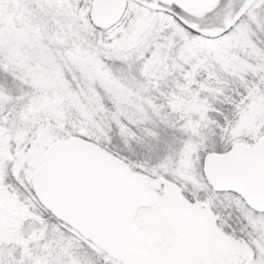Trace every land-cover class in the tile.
Wrapping results in <instances>:
<instances>
[{
  "label": "snow or ice",
  "instance_id": "6c2138e0",
  "mask_svg": "<svg viewBox=\"0 0 264 264\" xmlns=\"http://www.w3.org/2000/svg\"><path fill=\"white\" fill-rule=\"evenodd\" d=\"M0 264H264V0H0Z\"/></svg>",
  "mask_w": 264,
  "mask_h": 264
}]
</instances>
